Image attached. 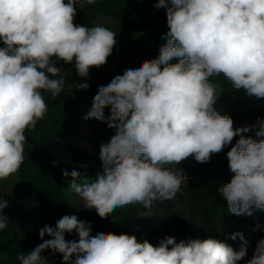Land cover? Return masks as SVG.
Segmentation results:
<instances>
[{
  "label": "clouds",
  "instance_id": "clouds-1",
  "mask_svg": "<svg viewBox=\"0 0 264 264\" xmlns=\"http://www.w3.org/2000/svg\"><path fill=\"white\" fill-rule=\"evenodd\" d=\"M96 2L0 0V180L24 162L25 133L48 111L43 93L55 98L65 90L56 64H73L86 80L91 68L104 66L112 55L117 33L99 24L74 23L76 5L83 9ZM154 7L166 13L165 43L156 58L99 87L84 119L104 122L115 134L100 145L102 171L94 178L63 171L71 177L69 189L101 219L127 205L150 210L154 201L173 200L187 179L175 165L190 157L206 163L238 136L227 152L234 175L218 192L236 216L264 210V119L234 128L233 119L215 109L223 90L210 82L223 76L236 91L264 98V0H157ZM70 87L87 90L90 85ZM250 130L260 139L244 135ZM9 205L0 196V231L8 225L4 209ZM73 231L79 239L66 240ZM91 231V222L65 215L55 227L44 225L39 230L43 242L16 259L47 264L41 255L46 249L62 254V264H237L247 256L248 242L239 232L231 234L242 241L237 251L211 237L176 242L166 236L154 246L134 235L93 236ZM46 234L51 239H44ZM245 264H264V238Z\"/></svg>",
  "mask_w": 264,
  "mask_h": 264
},
{
  "label": "rangeland",
  "instance_id": "rangeland-1",
  "mask_svg": "<svg viewBox=\"0 0 264 264\" xmlns=\"http://www.w3.org/2000/svg\"><path fill=\"white\" fill-rule=\"evenodd\" d=\"M156 3L157 0H97L93 5L85 4L83 9L79 5L75 6L77 11L74 18L75 24L87 26L99 24L108 27L117 33V44L112 55L108 57L107 63L99 68H91L86 80L77 75L73 64H65L63 61L56 64L63 72L66 86L64 91L55 98L51 97V99L67 98L68 101L52 106L48 105L45 117L37 122L35 129L27 130L25 133V159L20 169L7 179L0 180V196L10 202L9 207H15L20 212L26 213L24 216L26 225L32 223L35 216L41 215L49 219L55 227L56 221L63 216L76 215L82 221L91 222V235L94 236L97 234V229L101 228L102 223H106L108 219L111 223H126L127 221L133 222L143 219L145 214L149 212L151 213L150 216L154 217L159 214L163 203L154 201L150 210L145 209L141 204L127 205L116 208L108 218L101 219L94 209L84 208L83 200L69 189L71 177L65 178L62 174L64 170L70 173L75 169L82 176L86 174L87 177L94 178L97 172L102 171L99 159L100 145L109 142L115 134V130L109 129L104 122L84 119L92 106L94 96L98 92L91 93L89 88L87 90L71 89L70 85L88 83L91 86L103 72H121L128 69L135 54L150 55L156 50L157 45L160 49L161 45L165 43L162 36L166 35L168 27L166 13L164 10L156 9L154 7ZM0 47H3L2 42H0ZM157 54L159 55V50ZM142 60L145 61L146 59ZM171 62L176 63L177 61L173 59ZM110 81L104 86H107ZM210 82L216 83L223 90V93L217 97L215 109L221 115L230 116L233 119L234 128H239L238 123L241 120L239 114L247 109L244 100H248V98L244 97V90L236 91L223 76L211 77ZM72 104L77 113L75 115L76 121L71 120L70 108ZM104 111L106 117L110 116V106ZM66 129L68 132L62 140L57 134ZM55 135L56 138L50 141V145L62 146L61 150L56 153V164L63 181L62 195L55 190L53 174L46 164L45 153L34 152L32 148L27 150L28 137L41 142ZM238 139V136L234 137L232 143L225 146L220 153L212 154L213 158L220 159L228 165L227 152ZM195 162L197 161L190 157L181 165L174 166L176 168L181 167L187 178L182 183L176 197L169 201L178 209H182L190 203L192 194L195 192L191 184L205 179L220 187L230 182L217 170L208 174L194 171L191 167ZM82 164L87 167L81 168L80 165ZM63 204L67 209L66 212ZM243 216L244 219H253L264 229V220L258 219L257 216L250 217L246 214ZM29 231L28 228H22L20 224L14 225L12 222H8L6 229L0 231V264H20V261L16 259L18 254L30 253L43 242L39 234H30ZM65 235L72 240L79 239L75 231ZM48 250L51 249H46L41 255L47 260V264H52L53 255L46 254ZM252 255L247 254L237 264H245ZM55 257L58 263L62 262L60 253H56Z\"/></svg>",
  "mask_w": 264,
  "mask_h": 264
},
{
  "label": "trees",
  "instance_id": "trees-1",
  "mask_svg": "<svg viewBox=\"0 0 264 264\" xmlns=\"http://www.w3.org/2000/svg\"><path fill=\"white\" fill-rule=\"evenodd\" d=\"M159 48L157 45L156 50L150 55H137L132 59V64L128 69H137L141 66L142 62L146 60H152L157 57V52ZM124 71L121 72H103L97 81L89 87L91 93L98 92L100 86H104L110 80H112L116 75H123ZM45 101L48 105H55L60 102L68 101L67 98L64 99H51L50 93H43ZM244 97L248 100H244L247 104L246 111H241V120L239 121V126H250L257 122V119H264V98L257 99L252 96L249 97L244 90ZM244 99V98H243ZM71 116L73 121H76V111L74 110V105L70 108ZM68 132L61 131L57 136L63 140V136ZM245 136H251L254 139H260L255 136V132L250 130L248 133H244ZM29 138V145H27V150H32L34 152H44L46 157V164L53 174V181L55 190L62 195L63 193V181L61 179V173L57 168V151L61 150L62 146H51L50 141L56 138L55 136L48 137L41 142H37L31 137ZM37 144H40L37 146ZM38 148V149H37ZM70 151V150H69ZM194 171L200 173H211L214 170L221 172L226 179L231 181L234 173H232L223 161L220 159L211 158L206 163H198L191 167ZM193 190L192 199L189 204L184 208L178 209L177 207L170 204L169 201H164L163 206L158 212L157 216L146 215L143 219L136 221H127L126 223H111L109 219L106 223H102V227L97 229L96 233H108L112 232L117 235L127 234L134 235L139 242L148 240L154 246H157L164 237L173 236L176 242L181 240H187L189 238L201 240L207 238H215L222 242H225L232 246L234 250H239L242 241L239 237L235 240L231 239V234L233 233H243L247 244V254L252 255L255 251L257 242L264 238V229L258 225L253 219H244L243 215L236 216L228 212L226 200L219 194L216 184H213L210 180H200L196 183L191 184ZM160 202V201H159ZM63 208L66 212L65 205ZM4 214L9 217V222L14 225L20 224L22 228H28L30 234H39V230L44 227V225H53L50 223L49 219L44 216H35L33 222L26 225V215L25 212H20L15 207H9L4 210ZM252 216H257L258 219L264 220V210H256L253 212ZM28 226V227H27ZM44 239H51L47 234ZM65 239L71 241L72 239L65 235ZM46 254L53 255L52 264H62L58 263L55 254L52 250H48ZM62 257V254H60ZM74 259V257H73ZM56 261V262H55Z\"/></svg>",
  "mask_w": 264,
  "mask_h": 264
}]
</instances>
